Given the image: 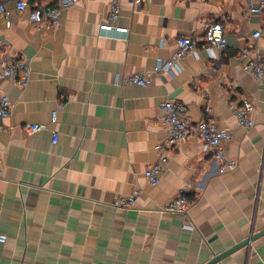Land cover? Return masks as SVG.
<instances>
[{
	"label": "crops",
	"instance_id": "1",
	"mask_svg": "<svg viewBox=\"0 0 264 264\" xmlns=\"http://www.w3.org/2000/svg\"><path fill=\"white\" fill-rule=\"evenodd\" d=\"M16 1L4 2L8 17L0 14V58L28 62L32 80L24 91L0 80V96L14 104L0 118V264H210L231 249L215 264H264V235L235 247L264 230V80L247 74L240 56L248 47L264 60V11L249 14L246 0H141L133 13L121 0L118 26L131 33L116 37L99 29L111 0H78L41 33L30 13L69 0H27L25 12ZM210 22L224 25L226 47L209 54L198 41L199 58L160 75L178 38L201 39ZM134 74L150 86L121 85ZM165 100L186 106L193 122L231 131L225 149L237 170L220 175L198 136L170 150ZM245 102L254 105L251 130L233 114ZM29 123L49 130L28 136ZM160 154L169 170L151 187L144 174ZM135 188L133 210L112 206ZM181 192L189 219L161 211Z\"/></svg>",
	"mask_w": 264,
	"mask_h": 264
},
{
	"label": "built area",
	"instance_id": "2",
	"mask_svg": "<svg viewBox=\"0 0 264 264\" xmlns=\"http://www.w3.org/2000/svg\"><path fill=\"white\" fill-rule=\"evenodd\" d=\"M6 0H0V14L6 17L9 12L4 7ZM133 13L137 11L141 0H126ZM248 3V11L251 15L261 14L264 11V0H246ZM121 0H111L110 14L105 23L100 24L99 29L102 34L128 37L130 29L118 26V22L122 17ZM78 0H69L68 4L60 9L40 7L30 13V22L37 32H45L51 28L57 27L60 24L59 14L62 10L68 9L77 5ZM28 8L27 0H17L16 10L18 12H25ZM263 33L258 31L254 35V39L261 38ZM198 41H202L204 46L202 50L212 53L213 48L223 50L227 45L225 36V27L223 24L210 22L204 26V35L201 39L182 36L176 42V51L171 57L160 63L159 74H174L180 61L187 57L194 56L199 58L200 49ZM240 56L242 59H248L244 65V71L251 75L256 81L264 80V60L262 58H255L251 56L248 47L241 50ZM13 80L22 91L26 90L32 80V70L30 64L25 60L0 58V80ZM151 84V79L142 74H134L132 76H125L121 82L124 87L139 86L147 88ZM13 103L9 96H0V118L6 120L12 114ZM160 115L162 124L167 134L166 145L170 150H173L179 143L189 139L192 136H198L204 143L205 148L212 152V158L219 166V174L235 172L238 168V161L229 157L226 153L225 144L231 141L234 136L229 130L219 129L215 123L207 120H200L193 122L190 119L188 108L182 104H177L171 100H165L160 103ZM254 105L250 102H245L240 108L233 109V114L237 119L238 125L245 129L251 130L255 126L253 119ZM58 122V111L52 114V124ZM48 124H34L29 123L24 127V132L28 136L39 134L43 131H48ZM53 133V144L58 143L59 134L57 131ZM169 170V157L163 154L158 156L155 164H153L146 172L145 178L151 187H157L161 178ZM0 175H1V161H0ZM181 192V194L169 202L166 206L161 208L162 212L180 215L189 219V210L191 207L188 198ZM141 195V189L135 188L131 194L118 198L112 204L117 210L131 211L135 208L136 203ZM254 233L249 236L252 238ZM7 241L6 235L0 233V243L4 244Z\"/></svg>",
	"mask_w": 264,
	"mask_h": 264
},
{
	"label": "water",
	"instance_id": "3",
	"mask_svg": "<svg viewBox=\"0 0 264 264\" xmlns=\"http://www.w3.org/2000/svg\"><path fill=\"white\" fill-rule=\"evenodd\" d=\"M262 235H264V230L262 232L258 233L257 235L253 236L252 238L245 240L243 243H241V244H239L238 246H235V247L236 248H241V247H244L246 245H249L252 241H254L256 238H258V237H260ZM236 248H233V250L236 249ZM231 251H232V249L227 251V252H225L223 255H221V256H219L217 258H214L210 264H215L221 258H223L224 256L228 255Z\"/></svg>",
	"mask_w": 264,
	"mask_h": 264
}]
</instances>
